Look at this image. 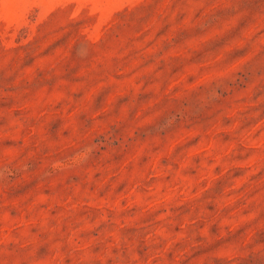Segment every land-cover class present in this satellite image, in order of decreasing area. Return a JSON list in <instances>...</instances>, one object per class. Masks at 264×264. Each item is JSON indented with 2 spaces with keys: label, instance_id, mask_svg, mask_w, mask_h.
Wrapping results in <instances>:
<instances>
[{
  "label": "rangeland",
  "instance_id": "374dc122",
  "mask_svg": "<svg viewBox=\"0 0 264 264\" xmlns=\"http://www.w3.org/2000/svg\"><path fill=\"white\" fill-rule=\"evenodd\" d=\"M0 264H264V0H0Z\"/></svg>",
  "mask_w": 264,
  "mask_h": 264
}]
</instances>
